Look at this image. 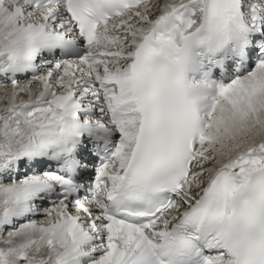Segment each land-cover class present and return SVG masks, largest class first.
I'll return each mask as SVG.
<instances>
[{"label": "snow or ice", "instance_id": "obj_1", "mask_svg": "<svg viewBox=\"0 0 264 264\" xmlns=\"http://www.w3.org/2000/svg\"><path fill=\"white\" fill-rule=\"evenodd\" d=\"M0 264H264V0H0Z\"/></svg>", "mask_w": 264, "mask_h": 264}]
</instances>
